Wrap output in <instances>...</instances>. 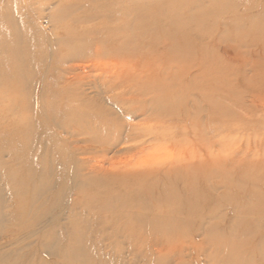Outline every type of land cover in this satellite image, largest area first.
<instances>
[{
  "label": "bare ground",
  "instance_id": "1",
  "mask_svg": "<svg viewBox=\"0 0 264 264\" xmlns=\"http://www.w3.org/2000/svg\"><path fill=\"white\" fill-rule=\"evenodd\" d=\"M19 1L0 0V181L10 204L4 206L6 201L0 194V210L10 209L13 204L22 222L28 213L35 215L52 193L53 167L61 163L73 180L72 198L62 221L74 228L71 232L76 239L80 235L78 208H84L124 237L137 239L147 234L158 239L164 234L168 238L177 232L183 234L190 220L198 216L206 196L203 184L216 169L208 168L203 151L196 150L190 138H202L200 145L204 142L195 131L202 121L198 118L202 111L198 110L199 104L208 103L212 117L220 111L216 107L221 93L218 78L215 72L209 79L205 77L212 64H198L202 84L183 77L180 80L171 72L173 66L128 69L127 64L157 65V52L163 58L178 60L176 52L184 55L193 50L196 41H190L189 35L180 31L179 23L181 15L186 18L198 13L190 14L194 0H70L54 8L47 7L42 0L35 15L46 17L51 26L56 70L62 76L48 85L43 80L33 81L36 73L29 65L33 44L28 27H21L29 18V6L24 0ZM262 11L263 16L264 3ZM256 19V15L245 13L242 22H254L255 30L264 34V21L256 23ZM86 62L103 70L107 81L76 82L91 69L89 64L84 66ZM183 65L188 68L190 64ZM133 70L143 77L134 76L137 73ZM100 96L113 109L99 102ZM263 97L258 100L262 111ZM135 120L153 124L139 130L132 124ZM132 141L136 145L128 147ZM160 147L166 155L165 164L146 166L149 161L145 158ZM133 191L138 196L135 205L128 200ZM256 193L252 205L244 206L241 221L245 227L240 238L244 248L252 243L262 249L264 225L260 220L264 219V195ZM128 209H137V215L130 216ZM250 214L259 215L258 222H249ZM139 225L147 226L148 233L141 231ZM120 227L125 231H119ZM6 233L8 228L0 225L1 240ZM38 234L46 254L68 258L67 264H90L84 255L76 254V249H57V241L66 239L64 235L42 229ZM152 244L151 248L155 246ZM29 246H17L11 252L2 247L0 264H17ZM154 251L157 254L158 250ZM245 251L229 244L224 249L225 261L221 258L216 262L264 264V256L254 263L245 258Z\"/></svg>",
  "mask_w": 264,
  "mask_h": 264
},
{
  "label": "rangeland",
  "instance_id": "2",
  "mask_svg": "<svg viewBox=\"0 0 264 264\" xmlns=\"http://www.w3.org/2000/svg\"><path fill=\"white\" fill-rule=\"evenodd\" d=\"M16 1L20 3L19 0ZM24 1L29 6V18L25 20L26 24L20 25L28 27L33 44V59L32 64H29L32 73L34 75L36 73L33 81L38 83L43 80L46 85L53 84L62 76L56 70L57 62L54 52L56 47L50 42L51 26L47 23L46 17L35 15L34 10L38 8L42 0ZM44 1L47 3V7L54 8L58 7L61 2L70 0ZM263 3L264 0H237L236 2L234 0H200L195 2L194 0L189 7L192 10L190 14H195L197 11L198 13L190 17L186 12L188 17L185 18L184 14L181 15L182 19L179 23L180 31L189 35L190 41H196L197 45L193 50L184 55L176 52L175 58L178 57V60L163 58L157 52L159 60L156 61L160 65H137L135 62L127 64L128 69H132L133 66L141 69L149 66L155 68L158 66L172 68L173 66L171 72H174L173 74L180 80L183 77L198 80L200 81L198 83L201 84L203 78H201V68L198 64H212L207 67V72L205 69V77L209 79L215 72L218 78L217 82L221 93L216 99V107L220 111H217L212 117L209 104L206 102L199 104L198 110L202 108V111L198 112V118L200 117L199 119L202 121L200 126H195V131L198 136H203L204 142L200 145L199 142L202 138H190L191 143L196 144L195 149L203 151L206 158L203 161L208 168L211 166L212 169L213 167L216 169L212 170V176L208 177V174L203 184V195L206 194V196H203L198 216L190 220L183 234L177 232L172 238H168L164 234L163 238L159 237L158 239L147 237V234L137 239L124 237L121 233L117 234V229L108 227L104 224L105 222L92 217L93 215L84 208H78L76 217L80 235L76 239L73 237V231L71 232L74 228L66 225V221H62L72 198V175L64 169L63 164L57 163L53 167L52 193L47 197L48 200L43 208L41 207L36 213L37 215L28 213L22 222V217L12 206L13 204L10 209L0 210V213L5 215L1 216L0 225L8 228L9 232L5 234L6 237L3 235V240L0 239V250L4 248L5 251L11 252L14 248L30 245L26 252L22 253L20 257L22 260L19 259L17 264H55L57 261L58 264H67L68 258H54L43 251L42 240L38 239L40 237L38 231L42 229L49 233L64 235L66 239L57 241V249H76V254L84 255L90 264H217L216 261H220L221 258L223 262L225 261L224 249L229 244L237 247L240 252L246 249L245 258H250L254 263L259 262L260 258L264 256L262 251L264 247L257 249L251 243L250 246L244 248L241 243L243 239L240 236L243 227H245L241 221L246 209L244 206L252 205L256 192L264 195V110H261L258 103V100L264 96V42L263 40L261 42L264 34L262 31L255 30V26L252 25L254 22L242 21L243 15L246 13L256 15V23L261 21L263 23ZM231 6L233 8H229ZM175 28L179 30V27ZM202 48H205V52L202 51ZM148 50L153 52V49ZM183 64L190 65L186 68L187 66ZM86 65L92 70L90 69L87 75L82 74L76 82L99 84L107 81V77L103 76V70L94 67L92 62H86L84 66L86 67ZM133 73H137L134 76H140L138 78L143 77V74L139 75L134 70ZM168 73L170 72L168 71ZM105 74L107 75V73ZM131 75L133 78V74L128 72V76ZM103 96L99 97L101 100L99 102L105 104V107L113 109L111 105L104 103L101 98ZM94 99L99 100L97 97ZM190 110L193 111V107H190ZM132 124L139 130H143L153 123L135 120ZM133 144L136 145L132 141L127 146L132 147ZM80 147H84V145H80ZM150 154L145 158V160L148 159L147 162L149 161L146 166L165 164L164 149L160 147L158 151H151ZM3 187V182L0 181V194L6 201L4 206H8L10 205L7 201L9 196ZM130 194L127 198L135 205L138 200L137 192L133 191ZM228 199L235 200V202L230 204ZM128 210L131 212L130 216L137 215V209ZM6 216L9 217V221ZM248 218L249 222L252 220L258 222L259 215L250 214ZM260 222L264 225V219ZM36 225L38 226L36 227ZM138 227L144 233H148L145 228L147 226L139 225ZM119 231H125L124 227H120ZM250 240L252 239L250 238ZM215 242L219 243L216 245ZM155 249L158 250L157 254ZM80 255L76 257L80 258Z\"/></svg>",
  "mask_w": 264,
  "mask_h": 264
}]
</instances>
